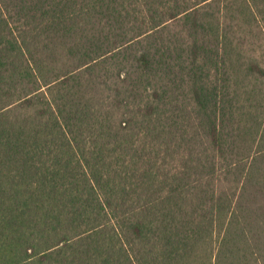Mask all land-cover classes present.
<instances>
[{
    "label": "trees",
    "instance_id": "obj_1",
    "mask_svg": "<svg viewBox=\"0 0 264 264\" xmlns=\"http://www.w3.org/2000/svg\"><path fill=\"white\" fill-rule=\"evenodd\" d=\"M0 264H264V0H0Z\"/></svg>",
    "mask_w": 264,
    "mask_h": 264
}]
</instances>
